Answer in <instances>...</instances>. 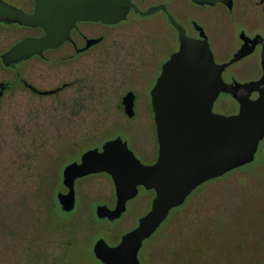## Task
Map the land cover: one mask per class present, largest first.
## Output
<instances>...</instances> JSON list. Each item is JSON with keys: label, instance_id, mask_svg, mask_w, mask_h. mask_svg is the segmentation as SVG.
<instances>
[{"label": "rangeland", "instance_id": "rangeland-1", "mask_svg": "<svg viewBox=\"0 0 264 264\" xmlns=\"http://www.w3.org/2000/svg\"><path fill=\"white\" fill-rule=\"evenodd\" d=\"M131 20V21H130ZM105 58L90 56L88 140L62 146L61 132L82 115L72 116L43 98L37 114L20 112L19 99L0 112V264H101L92 252L101 237L114 244L150 205L142 188L115 220L98 218L97 204L112 207L111 178L98 174L78 181L75 207L67 212L56 193L62 190L56 169L87 148L115 135L143 162L137 145L150 141L148 114L141 103L177 50L174 30L160 14L131 16L108 30ZM138 96L131 119L117 109L126 91ZM66 92H64L65 94ZM60 165V166H59ZM139 264H264V138L246 168L202 184L146 238Z\"/></svg>", "mask_w": 264, "mask_h": 264}, {"label": "water", "instance_id": "water-1", "mask_svg": "<svg viewBox=\"0 0 264 264\" xmlns=\"http://www.w3.org/2000/svg\"><path fill=\"white\" fill-rule=\"evenodd\" d=\"M58 3L62 8L57 14L62 31H68L77 20L116 23L133 6L130 0H58ZM27 19L48 32L47 37L33 45L38 48L50 42L51 33L56 30L54 17L41 16L38 11ZM171 22L178 29L179 46L161 65L150 90L159 145L156 161L142 163L117 136L105 141L101 151L90 148L81 154L79 162L67 164L62 173L67 191L56 193L61 209L71 211L75 205V179L105 172L113 183L115 203L113 207L97 204L94 213L98 218L114 220L125 211L126 201L137 195L139 186L154 191L150 209L118 243L109 245L101 237L94 241L92 252L101 264H139L142 242L164 221L169 210L181 205L202 183L251 163L264 138V87L256 100H241L237 113H213L212 103L225 89L220 67L206 43L186 36L182 27L172 19ZM28 44L22 41L14 49ZM133 100L132 91L122 97L124 112L129 117L134 113Z\"/></svg>", "mask_w": 264, "mask_h": 264}, {"label": "flooded vegetation", "instance_id": "flooded-vegetation-1", "mask_svg": "<svg viewBox=\"0 0 264 264\" xmlns=\"http://www.w3.org/2000/svg\"><path fill=\"white\" fill-rule=\"evenodd\" d=\"M130 2L133 6L129 7L124 18L116 23L77 20L68 31H62L57 18V14L62 11L58 0H0V112H9L10 104H15L16 96L19 99L20 112L23 113L37 114L43 98L56 101V108L72 116L82 115V121L80 128L76 124L77 118L75 122L71 120V126L61 131L63 134L68 132L69 138L55 141L62 146H83L88 140L86 125L90 107V56L92 55L94 61L100 65L105 58L107 42L110 40L108 30L129 21L131 16L144 18L158 14L163 16V20L174 30L178 46V29L171 19L183 28L186 36L208 45L215 64L220 67L221 79L225 83V89L218 93L212 103L213 113L235 114L240 108L241 100L253 101L260 96V90L264 87V0H213L212 3L192 0H130ZM152 8L154 10L149 14H142ZM38 11L41 16L54 17L56 30L51 33L50 42L36 48L33 44L48 36L42 25L27 19ZM22 41H28L29 44L15 50V46ZM123 95L116 107L125 114ZM137 99L138 96L134 94L133 111L138 108ZM141 104L143 105L141 108L148 114L154 137L148 142L139 143L136 147L139 155L150 161H141L128 146L127 141L122 137L121 139L142 163L152 164L158 157L159 145L150 92L148 98ZM132 116L126 115V119H131ZM115 137L117 135L91 148L101 151L102 144ZM88 149L90 148L84 151ZM84 151L77 158L69 160L62 166L59 165L60 167L56 169L63 187L58 192L67 191L62 183L64 167L73 161L79 162ZM98 174L108 175L100 172L75 179V202L78 181ZM142 188L139 186L138 191ZM148 192L153 195V199L154 191L149 189ZM151 201L149 208L140 216L150 209ZM184 202L171 208L168 215ZM73 209L67 212L70 213ZM139 217L119 236L116 243L124 233L137 225Z\"/></svg>", "mask_w": 264, "mask_h": 264}, {"label": "trees", "instance_id": "trees-1", "mask_svg": "<svg viewBox=\"0 0 264 264\" xmlns=\"http://www.w3.org/2000/svg\"><path fill=\"white\" fill-rule=\"evenodd\" d=\"M251 163H249V164H246V165H243V166H241V167H239V168H236V169H241V168H246L247 166H249ZM236 169H234V170H236ZM234 170H232V171H230V172H228V173H226V174H229V173H231V172H233ZM219 178V177H218ZM216 179V178H215Z\"/></svg>", "mask_w": 264, "mask_h": 264}]
</instances>
